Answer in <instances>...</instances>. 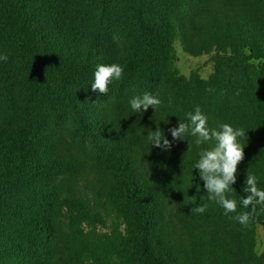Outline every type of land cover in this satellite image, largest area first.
<instances>
[{"label":"trees","instance_id":"trees-1","mask_svg":"<svg viewBox=\"0 0 264 264\" xmlns=\"http://www.w3.org/2000/svg\"><path fill=\"white\" fill-rule=\"evenodd\" d=\"M177 44L211 73L183 74ZM2 55L0 264H264V207L246 226L230 218L251 213L249 169L264 190V0H0ZM114 63L123 77L93 92ZM145 92L156 113L131 110ZM197 107L209 128L247 133L235 213L194 169L214 142L188 152L171 136ZM157 125L171 151L151 146Z\"/></svg>","mask_w":264,"mask_h":264},{"label":"clouds","instance_id":"clouds-1","mask_svg":"<svg viewBox=\"0 0 264 264\" xmlns=\"http://www.w3.org/2000/svg\"><path fill=\"white\" fill-rule=\"evenodd\" d=\"M8 56H0V61H7ZM124 75V68L119 64L98 65L94 73V83L91 84L93 92H109V84L113 80H120ZM162 104L158 96L145 92L142 96H134L130 99L129 105L133 112L143 114L150 107L155 109V113ZM147 138L151 146L161 148L164 151H171L172 141H170L159 128L152 131L147 130ZM173 140L184 141L189 143V151L192 148V140L197 147L209 143L212 146L202 149L199 152V159L194 165V169L199 170V175L204 182V188L207 190L209 201L218 203L223 209L224 214L235 213L237 211V201L227 197L226 193L232 189V185L237 180L238 164L245 158L244 146L238 142V138L244 137L247 133L243 128H234L230 124L224 123L219 129L209 128L207 117L197 107L193 112L187 114L186 120L179 119L177 127L170 129ZM243 191L247 194L246 198L241 197L244 208L252 206L251 213L243 212L235 217L241 225H247L251 215L256 212V206L264 207V190L258 187V179L249 169L245 180ZM203 199V198H201ZM208 204L201 203L200 206H194L191 214H203L207 210Z\"/></svg>","mask_w":264,"mask_h":264},{"label":"rangeland","instance_id":"rangeland-1","mask_svg":"<svg viewBox=\"0 0 264 264\" xmlns=\"http://www.w3.org/2000/svg\"><path fill=\"white\" fill-rule=\"evenodd\" d=\"M176 51L178 55V67L181 69L183 74H190L193 69H198L200 74L204 77L208 76V74L212 71V63L209 56L203 57H189L182 53L179 44L176 46ZM257 249L259 253L264 254V231L260 226L257 230Z\"/></svg>","mask_w":264,"mask_h":264}]
</instances>
